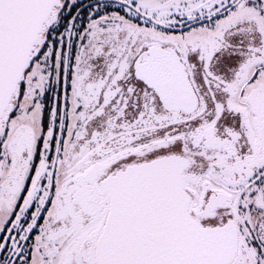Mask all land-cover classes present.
Masks as SVG:
<instances>
[{
    "label": "snow or ice",
    "instance_id": "1",
    "mask_svg": "<svg viewBox=\"0 0 264 264\" xmlns=\"http://www.w3.org/2000/svg\"><path fill=\"white\" fill-rule=\"evenodd\" d=\"M0 264H264V0H0Z\"/></svg>",
    "mask_w": 264,
    "mask_h": 264
}]
</instances>
